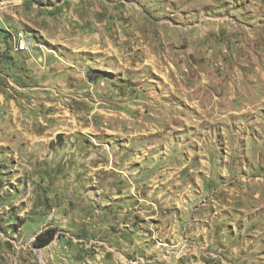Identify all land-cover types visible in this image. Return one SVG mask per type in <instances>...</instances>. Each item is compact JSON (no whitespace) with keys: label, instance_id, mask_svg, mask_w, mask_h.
Here are the masks:
<instances>
[{"label":"rangeland","instance_id":"374dc122","mask_svg":"<svg viewBox=\"0 0 264 264\" xmlns=\"http://www.w3.org/2000/svg\"><path fill=\"white\" fill-rule=\"evenodd\" d=\"M0 264H264V0H0Z\"/></svg>","mask_w":264,"mask_h":264},{"label":"crops","instance_id":"0c3cea01","mask_svg":"<svg viewBox=\"0 0 264 264\" xmlns=\"http://www.w3.org/2000/svg\"><path fill=\"white\" fill-rule=\"evenodd\" d=\"M114 203L116 207L119 209L111 210L110 208V209H107L105 212L107 217H109L110 219V223H109L111 224L110 229L114 227L113 231H111L112 235H109L107 238L118 239L119 245L123 246V255L129 256V254H126L124 252L128 251L127 247L131 248L133 251L134 249L133 247H136V241H137L136 240V234H137L136 229L138 230V228H136V212H135L136 211V199H133L132 201H128L127 199L124 198L123 200H120V201L118 200L110 201L107 203V207H113ZM145 220L148 223L151 221L150 217L145 218ZM144 236H151V233L150 234L146 233Z\"/></svg>","mask_w":264,"mask_h":264},{"label":"trees","instance_id":"16d2710c","mask_svg":"<svg viewBox=\"0 0 264 264\" xmlns=\"http://www.w3.org/2000/svg\"><path fill=\"white\" fill-rule=\"evenodd\" d=\"M42 237H43L42 235H39V236L37 237V241H38L37 245H38L40 248H44V247H46V246H47V245L53 240V238H54V237H49V238H47V239H43Z\"/></svg>","mask_w":264,"mask_h":264},{"label":"built area","instance_id":"2783aa9c","mask_svg":"<svg viewBox=\"0 0 264 264\" xmlns=\"http://www.w3.org/2000/svg\"><path fill=\"white\" fill-rule=\"evenodd\" d=\"M25 44H29L28 40H26L25 38H21L20 39V46L17 47V50H24Z\"/></svg>","mask_w":264,"mask_h":264},{"label":"bare ground","instance_id":"6f19581e","mask_svg":"<svg viewBox=\"0 0 264 264\" xmlns=\"http://www.w3.org/2000/svg\"><path fill=\"white\" fill-rule=\"evenodd\" d=\"M19 46H20V42L18 43L17 47H19ZM17 47H16V51H17V52H20V51L22 52V51L28 49V44H25V45H24V50H17Z\"/></svg>","mask_w":264,"mask_h":264}]
</instances>
